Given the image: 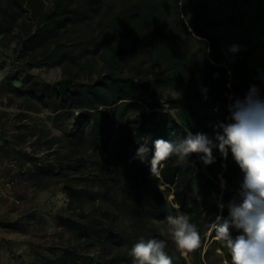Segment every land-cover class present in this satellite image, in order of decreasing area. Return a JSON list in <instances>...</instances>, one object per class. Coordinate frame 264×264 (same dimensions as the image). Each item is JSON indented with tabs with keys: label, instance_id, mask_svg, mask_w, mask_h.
<instances>
[{
	"label": "trees",
	"instance_id": "16d2710c",
	"mask_svg": "<svg viewBox=\"0 0 264 264\" xmlns=\"http://www.w3.org/2000/svg\"><path fill=\"white\" fill-rule=\"evenodd\" d=\"M11 5L19 11L44 9L41 0H11ZM18 16L13 14V21ZM45 18L44 26L29 39L47 36L57 65L72 60L60 40L62 33L77 24H95V36L80 56L98 55L101 71L95 80L77 85L72 84L75 73L67 71L55 88L60 109L84 110L83 123L71 135L76 145L100 155L110 148L121 164L108 168L105 161L93 162L94 182L103 192L100 196L113 212L127 218L123 233L111 229L106 239L117 248L126 246L132 263L133 245L141 239H156L165 243L173 264H186L167 221L177 214L174 207L179 205L201 238L196 250L185 252L189 263L225 264L227 260L230 264L228 249L214 239L215 230L206 248L205 243L215 217H228L231 190L243 176L231 153L224 159L213 149L215 162L208 171L202 154L197 153L184 160L173 155L153 168L154 141H178L190 131L204 133L215 142L216 126L228 122L232 99L257 87L262 72L248 59L237 57L230 79L220 66L226 49L211 34L209 19L189 0H54ZM171 89L182 90V95L163 101V93ZM142 145L149 150L141 158L137 151ZM219 173L225 185L220 198L213 181Z\"/></svg>",
	"mask_w": 264,
	"mask_h": 264
},
{
	"label": "rangeland",
	"instance_id": "374dc122",
	"mask_svg": "<svg viewBox=\"0 0 264 264\" xmlns=\"http://www.w3.org/2000/svg\"><path fill=\"white\" fill-rule=\"evenodd\" d=\"M41 1L39 12L37 7L19 11L11 0H0V264H133L126 246L117 248L106 239L111 229L123 233L127 218L113 212L94 182L96 159L108 168L121 164L110 148L100 155L76 145L71 135L83 123L84 110L60 109L55 88L67 71L75 73L73 85L96 79L102 69L98 55L80 56L95 36V24L62 33L72 60L57 65L47 36L29 39L54 8V0ZM189 1L209 19L211 34L226 49L220 66L229 78L234 59L244 57L262 72L257 87L264 94V0ZM181 95L180 89L166 90L163 101ZM220 177H213L219 198L225 191Z\"/></svg>",
	"mask_w": 264,
	"mask_h": 264
},
{
	"label": "clouds",
	"instance_id": "9594fccd",
	"mask_svg": "<svg viewBox=\"0 0 264 264\" xmlns=\"http://www.w3.org/2000/svg\"><path fill=\"white\" fill-rule=\"evenodd\" d=\"M228 111V122L216 126L219 131L215 142L204 133L190 131L174 142L157 139L151 164L154 168L173 155L184 160L197 153L202 154L205 165H210L215 162L213 149L224 159L230 152L243 179L227 204L228 217L217 216L212 226L216 239L228 249L230 264H264V94L253 85L243 97L232 99ZM148 150L142 145L137 155L142 158ZM175 207L177 214L167 217L172 238L178 249L186 253L194 251L200 246L199 232L188 216L179 211L180 206ZM219 207L223 210L224 205ZM233 231L237 234L233 235ZM130 255L133 264H173L165 243L156 239H141L133 245ZM225 264L229 262L226 260Z\"/></svg>",
	"mask_w": 264,
	"mask_h": 264
},
{
	"label": "built area",
	"instance_id": "2783aa9c",
	"mask_svg": "<svg viewBox=\"0 0 264 264\" xmlns=\"http://www.w3.org/2000/svg\"><path fill=\"white\" fill-rule=\"evenodd\" d=\"M242 179H243V176H242V178H241L239 184L231 190L233 196L235 195L237 189L239 188V185H240V183L242 182ZM224 186H225V185H224V183H223V188H224ZM221 195H222V194H221ZM234 232H235V231H234ZM235 233H236V232H235ZM97 264H98V263H97Z\"/></svg>",
	"mask_w": 264,
	"mask_h": 264
},
{
	"label": "bare ground",
	"instance_id": "6f19581e",
	"mask_svg": "<svg viewBox=\"0 0 264 264\" xmlns=\"http://www.w3.org/2000/svg\"><path fill=\"white\" fill-rule=\"evenodd\" d=\"M224 180L222 177H220V184L223 186Z\"/></svg>",
	"mask_w": 264,
	"mask_h": 264
},
{
	"label": "water",
	"instance_id": "95a60500",
	"mask_svg": "<svg viewBox=\"0 0 264 264\" xmlns=\"http://www.w3.org/2000/svg\"><path fill=\"white\" fill-rule=\"evenodd\" d=\"M223 168L225 169V164H223ZM171 198L173 199V196H171Z\"/></svg>",
	"mask_w": 264,
	"mask_h": 264
}]
</instances>
